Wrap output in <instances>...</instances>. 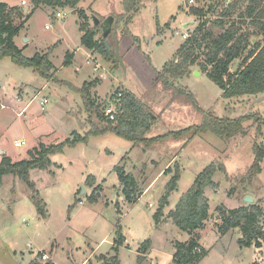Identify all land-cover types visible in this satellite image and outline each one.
<instances>
[{"label": "rangeland", "instance_id": "1", "mask_svg": "<svg viewBox=\"0 0 264 264\" xmlns=\"http://www.w3.org/2000/svg\"><path fill=\"white\" fill-rule=\"evenodd\" d=\"M193 1L189 5L187 0H141V9L128 26L124 25V19L117 22L115 36L123 67L103 61L96 53L91 54L87 63L86 51L78 49L81 33L76 14V10H82L90 17L93 11L103 17L102 22L108 12L117 16L124 13L123 0H81L74 11L43 6L45 10L35 12L26 29L20 32L30 41H24L25 35L20 34L15 44L25 58L49 53V60L57 70V82L45 80L8 57L0 60V161L5 156L12 162L27 160V152L39 144L58 145L73 132L82 133L79 122H84L85 113L81 95L73 88L80 89L85 82L94 80L98 84L90 95L100 105V113L107 108L117 110V95L125 91L134 92L149 108L154 123L147 138L199 126L207 112L218 118L235 119L252 114L264 118V101L255 97L222 98V91L196 66L191 67L190 75L174 82V88L156 79L163 65L173 60L185 35H191L201 21L189 14V9L204 2ZM25 2L18 7L24 16L32 10L29 0ZM89 24L92 26L90 19ZM100 36L98 32L96 38ZM105 39L113 42L111 33ZM257 39L263 41L261 37ZM73 52L75 56L64 66L65 54ZM195 71L200 75L196 76ZM178 90L191 94L198 107L194 108ZM251 124L249 121L244 126ZM256 129L229 141L211 133L181 135L149 147H134L106 133L65 147L49 157L51 165L46 170L29 172V180L45 204L44 217L37 213L31 200L32 190L24 182L12 175L3 177L0 264H172L173 244L184 243L189 236L168 215L196 176L211 163L223 164L225 172L214 176L217 188L205 190L211 214L195 236L207 251L199 264H254L258 259L254 256L256 251L238 245L239 229L226 232L222 229V214L255 205L264 217V160L260 174L251 181L247 174L254 158L253 144L264 147V127L260 133ZM15 140H23L25 145L16 148ZM176 165L180 173L176 190L170 194L163 217L156 223L153 216ZM115 167H122L132 175L140 191L148 181L153 180L154 184L150 189L147 187L136 203L128 204L121 194ZM165 167L169 174L157 181ZM97 187L99 190L91 198ZM246 197L253 204H247ZM261 221L260 218V225ZM120 237L123 241L117 244ZM147 240L150 246L142 255L138 251ZM44 254L48 256L47 262L41 260ZM260 263L264 264V258Z\"/></svg>", "mask_w": 264, "mask_h": 264}, {"label": "trees", "instance_id": "2", "mask_svg": "<svg viewBox=\"0 0 264 264\" xmlns=\"http://www.w3.org/2000/svg\"><path fill=\"white\" fill-rule=\"evenodd\" d=\"M81 0H29L32 10L24 16L18 7H10L0 2V60L8 57L18 66L31 68L45 80L56 81L57 70L49 60V53L39 55L36 53L31 58H25L22 51L16 47L13 39L23 29L25 23L33 12L40 6L54 8L75 9ZM204 2L202 5L191 7L189 14L201 21L183 43L177 48L173 60L165 63L156 73V79L166 87H173V83L191 74V67L196 66L205 74L221 91L222 98L233 99L241 97L264 96V0H196ZM141 0H123L124 13L118 15V22L123 21L128 26L132 18L140 11ZM240 3H245L240 7ZM77 23L81 33L80 45L91 50L105 62H113L119 67L113 49V42L98 36V28L89 24L90 17L82 10H76ZM99 20L103 17L93 13ZM212 16L210 19L208 16ZM91 20V19H90ZM167 25H165V28ZM118 29V27H117ZM263 38L260 41L257 38ZM112 38V37H111ZM72 55L65 54L64 66L71 62ZM237 69L233 72L236 62ZM98 81L85 82L82 87L73 88L81 95L84 122H79L82 133L73 132L70 138L58 145L45 146L39 144L37 148L28 151L29 159L12 162L8 157L0 161V186L3 177L16 176L31 190V200L37 213L45 216V204L39 198L33 183L29 180L30 170H46L50 165V156L62 152L65 147H73L79 143L87 142L92 136L110 133L132 144V146L149 147L154 142L172 137L178 139L181 135L195 136L211 133L223 141H229L236 136L246 135L253 128L260 133L264 127V118L259 115H245L235 119L218 118L210 112L203 114L202 123L183 131L169 132L154 138H147V134L154 122V116L148 107L139 101L137 96L129 91L121 93L117 99L115 118L110 120L105 116V111L100 113V105L90 95V90L95 88ZM174 88V87H173ZM184 96L194 108H197L195 98L184 91H177ZM251 121V126L245 127ZM258 133V134H259ZM253 161L249 168V181L261 173V164L264 160V147L253 144ZM121 194L128 204L137 202L142 192L135 178L127 174L122 167H115ZM170 170L163 174H169ZM225 172L223 164L211 163L200 172L191 187L178 200L176 207L168 215L173 224L189 236V240L174 244L175 252L172 255V264H199L207 255L198 240L197 232L205 227L209 219L208 199L206 189L217 188L213 181L217 173ZM180 173L179 167L164 187V194L159 200V206L153 218L158 223L163 217L164 207L168 204L170 194L176 190ZM92 178V177H91ZM91 186V184H89ZM99 190L96 188L91 194ZM221 208H218V211ZM223 230L239 229L241 238L237 243L241 248L260 247V239L264 238L260 218L262 211L255 205L250 208L240 207L222 214ZM120 237L117 244H121ZM150 241L147 240L140 246L139 253L145 255L149 249ZM143 258V257H140ZM140 260V259H139ZM34 264V263H31ZM46 264H51L46 263Z\"/></svg>", "mask_w": 264, "mask_h": 264}, {"label": "crops", "instance_id": "3", "mask_svg": "<svg viewBox=\"0 0 264 264\" xmlns=\"http://www.w3.org/2000/svg\"><path fill=\"white\" fill-rule=\"evenodd\" d=\"M21 1L22 0H20V2H19V4L18 3H16V4H10V3H8L7 1L6 2H4L3 0H0V2L1 3H5L6 5H8V6H10V7H19V5H21L20 3H21ZM25 1V0H24ZM32 9V8H31ZM51 9V8H50ZM68 9H70V8H68ZM39 10H45V9H43V6H40L39 8H37L34 12H33V14L35 13V12H37V11H39ZM71 11H74V9H70ZM92 11V10H91ZM92 13H95V12H93L92 11ZM32 14V15H33ZM95 14H98V13H95ZM111 14H114V15H116L117 16V14L115 13V12H108L107 13V16H109V15H111ZM98 15H100V14H98ZM101 16V15H100ZM106 16V17H107ZM31 19V17L29 18V20ZM28 20V21H29ZM28 21L25 23V25H24V27H23V29L25 30L26 29V27L28 26ZM185 24H183V26H184ZM22 29V30H23ZM21 30V31H22ZM20 31V32H21ZM19 32V34L17 35V36H21V35H25V33H20ZM21 34V35H20ZM16 36V37H17ZM186 37L185 38H183V41L187 38V35H185ZM15 37V38H16ZM24 37V41H27V42H29L30 40L29 39H26L25 37H26V35L25 36H23ZM15 38L13 39V41H14V44H15ZM183 41H182V43H183ZM119 42H120V39H119ZM181 43V44H182ZM180 44V45H181ZM16 45V44H15ZM119 46H120V44H118V49H119ZM16 47L17 48H19L17 45H16ZM128 47V46H127ZM126 47V48H127ZM79 50H84V51H86V59H87V63H90V60L92 59V55L91 54H94L92 51H87V49L85 48V47H83V46H81L80 44H79V48H78ZM88 53H90V54H88ZM35 55V54H34ZM72 56H75V52H73L72 53ZM201 73V72H200ZM203 74V73H202ZM200 75V74H199ZM198 75V76H199ZM205 75V74H204ZM129 92H131V91H129ZM131 93H133V94H135L134 92H131ZM136 95V94H135ZM137 96V95H136ZM1 105V104H0ZM29 105V104H28ZM28 105H26L25 107H27ZM1 107V106H0ZM3 107V106H2ZM156 121V120H155ZM154 123V122H153ZM168 169V167L166 168H163L162 170H161V172H160V174H159V178H158V180L157 181H159L162 177H166V176H164V174H163V172L165 171V170H167ZM262 172V171H261ZM95 181V180H94ZM96 182V181H95ZM154 183H153V180L152 181H148V183H145V186H144V188H143V190L141 191L142 192V194H144L147 190H148V188L149 187H151L152 185H153ZM148 187V188H147ZM150 189V188H149ZM141 194V195H142ZM206 196V195H205ZM141 197V196H140ZM139 197V198H140ZM207 197V196H206ZM161 198V197H160ZM207 199H208V197H207ZM208 203H209V199H208ZM240 208V207H239ZM235 209H237V208H235ZM210 214L211 213H209V217H210ZM208 221V220H207ZM207 221L205 222V224L207 223ZM241 238V237H240ZM240 238H238V239H240ZM264 238H262V239H260L259 240V242H260V244H261V246L260 247H250V248H254V250L256 251V254L257 255H254V256H257L258 257V259H256L255 260V262H254V264H261L260 262L262 261V259L264 258V256H262L261 254V252H264ZM238 241V240H237ZM199 243V242H198ZM199 245H200V243H199ZM201 246V245H200ZM173 247H174V244H173ZM202 247V246H201ZM203 248V247H202ZM174 254V253H173ZM48 257V256H47ZM47 262V261H46ZM47 263H49V262H47ZM51 263V262H50ZM55 262H53V263H51V264H54ZM55 264H57V263H55Z\"/></svg>", "mask_w": 264, "mask_h": 264}, {"label": "water", "instance_id": "4", "mask_svg": "<svg viewBox=\"0 0 264 264\" xmlns=\"http://www.w3.org/2000/svg\"><path fill=\"white\" fill-rule=\"evenodd\" d=\"M90 19H91L93 27L98 26V30H99L102 38H106L107 35H109V33H111V37L114 41L115 58L119 62V64L123 67V63H122V61L119 57V53H118L117 38L115 36L116 35V25L118 22L117 16L114 14H111V15L107 16L102 22H100V20L94 15H90ZM238 64H239V62L237 61L234 65L233 72L236 71ZM195 75L198 76L199 72L195 71ZM257 101H264V96L257 98ZM244 201L249 205L253 204V200L250 197H246L244 199Z\"/></svg>", "mask_w": 264, "mask_h": 264}, {"label": "built area", "instance_id": "5", "mask_svg": "<svg viewBox=\"0 0 264 264\" xmlns=\"http://www.w3.org/2000/svg\"><path fill=\"white\" fill-rule=\"evenodd\" d=\"M187 3H188L189 5H192V4L194 3V1H193V0H187ZM20 4L23 6V5L26 4V2H25L24 0H22ZM117 96H118V98H119V97L121 96V94L118 93ZM118 98H117V99H118ZM117 102H118V101H117ZM42 103L44 104L45 102H42ZM42 109H43V107H42ZM115 113H116L115 108H114V110H113L112 108H107V109L105 110V116H108V118H109L110 120H113V119L115 118ZM24 145H25V141H23V140H15V141H14V147H16V148L23 147ZM149 207L151 208L152 205H149ZM261 229H262V231L264 232V217H262V221H261ZM41 260H42L43 262L48 261V257H47V255H45V254L42 255Z\"/></svg>", "mask_w": 264, "mask_h": 264}]
</instances>
